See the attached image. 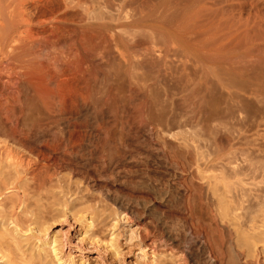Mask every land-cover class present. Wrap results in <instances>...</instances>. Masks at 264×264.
<instances>
[{"label": "bare ground", "instance_id": "1", "mask_svg": "<svg viewBox=\"0 0 264 264\" xmlns=\"http://www.w3.org/2000/svg\"><path fill=\"white\" fill-rule=\"evenodd\" d=\"M81 6L82 0H0V121L7 130V134L2 133L0 126V259L4 264H45L40 254L35 257L23 252L20 234L25 228L24 233L30 232L28 227L32 223L28 225L29 220H19L13 211L18 201L25 208L22 214L28 215L27 196L18 197L19 191L24 189L18 186L21 175L34 181L37 192H43L52 182L50 175L48 178L39 176L40 164L47 174L51 170L58 175L66 171L80 178L83 187L75 184L68 190H73V195L85 194L82 212L87 213L88 218L81 224L85 225L84 231L92 230L87 243L95 247L93 250L80 247L83 240L74 245L77 247L56 239L47 242V246L54 245L52 256L58 264H78L74 258H80L79 264H85L83 255L91 251L95 252L92 264L115 262L118 252H111L115 246L100 239L96 231L97 210L106 208L105 203L118 219L135 216L138 210L142 216L153 219L158 237L148 240L147 245L153 256L158 251L160 255L170 251L181 258L179 263L186 264H223L224 252L235 264L238 253L242 259H248L251 247L264 236V232L258 231L261 227L264 229V222H254L253 217L248 220L245 217L246 222H208L214 232L223 230L227 238L225 241L217 238L211 246L210 240L189 222V214H202V202L206 200L215 204L219 216L233 215L240 220L243 214H237L238 211L250 210L248 215L256 211L262 213L253 209L255 206L261 209L264 204L248 206V209L243 206L245 187L252 186L248 181H254L251 163L244 160L247 166L240 169L236 163L227 162L230 169L224 172L220 162L224 161L225 152L230 153L234 147L228 138L221 137L217 141L213 158L202 165L197 156L200 147L186 150L196 142L194 134L189 133L191 129L180 127L178 134L172 133L173 129L149 119L152 104L134 89L123 102L116 95H108L93 109L91 158L87 164L76 161L83 137L75 117L81 105L92 102L97 67L114 55L112 46L124 49L128 45L120 37L110 40L108 33L114 26L98 25L92 11L83 14ZM121 26L140 28L145 25L125 23ZM149 27L157 29L152 24ZM140 46V43L134 45ZM119 55L125 58V63H130L123 54ZM206 63L210 66V76L215 74L216 68L234 65L238 92L250 96L264 92V44L246 43L235 52L222 49L207 56ZM192 96L186 95L178 101L180 111L189 112L186 110L195 103ZM29 98L36 100L52 117L67 118L69 134L57 133L47 125L28 126ZM177 136L179 143L169 142ZM3 137L25 151L29 159L20 157L12 162V151ZM107 146L115 150L116 157L112 160L103 156ZM180 146L186 148L183 154L174 151ZM206 172L212 173L206 176ZM182 173L195 181L196 194L188 202L189 212H186L182 193L174 185ZM154 176L168 180L167 185L172 183L160 192L151 182ZM124 190L131 195L123 196ZM143 194L150 198L133 200ZM65 246L76 248L78 253L63 261L58 256L60 247ZM149 259V264H153L154 260Z\"/></svg>", "mask_w": 264, "mask_h": 264}, {"label": "rangeland", "instance_id": "2", "mask_svg": "<svg viewBox=\"0 0 264 264\" xmlns=\"http://www.w3.org/2000/svg\"><path fill=\"white\" fill-rule=\"evenodd\" d=\"M80 10L83 14L92 11L91 15L98 25H113L108 33L110 40L120 37L128 45L124 49L112 46L114 55L97 67L98 76L92 102L81 105L75 117L83 137L76 161L87 164L91 158L94 138L91 128L95 124L91 118L93 109L108 95H116L123 102L135 89L152 104L149 119L173 129L172 133L178 134L180 127H183L182 130L191 129L189 133L194 134L196 142L190 144V149L182 146L176 148L174 151L179 154H183L185 149L191 151L198 146V160L206 165L217 150V141L221 137L228 138L234 147L230 153L225 152L224 161L220 162L224 172L230 169L227 162L236 163L240 169L247 166L244 160L251 163L254 181H248L252 186L245 187L247 191L242 198L243 206L248 209V206L264 204V92L260 91L253 96L238 92L234 65L216 68L215 74L210 76V66L206 63L207 56L222 49L235 52L246 43L264 44V0H82ZM125 23L145 26L122 27ZM151 24L157 29H151ZM137 43L141 44L139 48L134 47ZM120 53L130 63H125ZM190 94H193L195 103L190 110H186L189 112L180 111L178 101ZM29 99L28 126L47 125L57 133L69 134L66 129L67 118L52 117L36 100ZM0 126L1 132L7 134L1 121ZM179 138L177 136L169 142L177 144ZM3 140L12 151V162L20 157L29 159L21 148L9 143L4 137ZM103 156L106 160L114 159L116 155L113 146L105 147ZM42 165L38 166L39 176L50 175L52 182L43 192H37L34 181L21 175L18 186L24 189L19 191L18 197H22V194L27 196L28 215L22 214L25 208L18 201L13 211L19 220H29L28 225L32 223L28 227L30 232L24 233L25 228L20 234L23 252L35 257L40 254L45 264H58L52 256L54 245L47 246V242L56 239L60 243L71 242L72 247H77L74 245L83 240L80 247L89 250L95 247L87 243L92 230L84 231L85 225L81 224L84 218H88L87 213L82 212L85 207V198L82 197L85 194L73 195V190H68L74 188L75 184L83 187L80 178L66 171L58 175L55 170H51L47 174ZM203 168L200 167L201 170ZM211 173L206 172L205 175ZM180 175L174 185L182 193L186 212H189L188 202L196 194L193 187L195 181L187 173ZM151 182L160 192L172 183L170 181L167 185L168 180L165 182L158 176L152 177ZM214 192L216 189L210 195ZM123 194L126 197L131 195L126 190ZM140 197L144 200L150 198L143 194L133 200H141ZM202 203V214H189V222H193L194 227L210 240V246L217 238L220 241L227 238L223 230L214 232L208 222H246V218L248 220L251 217L255 219L254 222H264V206L261 209L255 206L253 209L261 210L262 213L256 211L248 215L250 210L238 211L237 214H243V217L237 220L233 215L219 216L212 202L206 200ZM104 205L106 208L97 210L95 225L99 238L104 242H112L115 247L111 252H118L116 263L113 264H149V258L154 260L153 264H186L179 263L181 258H176L170 251L164 255H160V251L151 255L152 250L147 247L148 240L158 237L153 219L142 216L139 210L135 216L118 219L110 205ZM258 231L264 232L263 227ZM60 249L58 257H62L63 261L69 255L74 258L78 253L76 248L68 246ZM93 255V251L84 253L85 264H92ZM74 259L76 263H81L80 258ZM0 264H4L2 259ZM223 264H235L225 252ZM236 264H264V236L251 247L248 259H242L238 253Z\"/></svg>", "mask_w": 264, "mask_h": 264}]
</instances>
